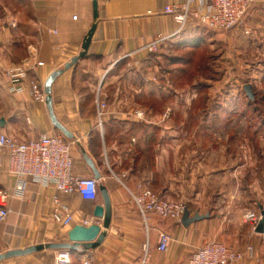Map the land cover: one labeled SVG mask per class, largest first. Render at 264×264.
<instances>
[{
	"label": "crops",
	"instance_id": "0c3cea01",
	"mask_svg": "<svg viewBox=\"0 0 264 264\" xmlns=\"http://www.w3.org/2000/svg\"><path fill=\"white\" fill-rule=\"evenodd\" d=\"M93 1L0 0V131L19 141L41 134H60L71 141L73 173L96 178L90 159L101 175L96 178L98 185L108 189L110 226L95 247L44 248L0 264H54L61 250L70 251V264H187L192 253L210 240L242 254L231 264H264V232L253 231L243 220L246 208L264 210V108L231 107L240 96L237 84L251 83L256 91L264 83V0L250 5L240 26L217 33L225 36L227 46L215 57L218 65L226 69L228 64L229 73L237 72L229 77L226 70L213 86L208 85L212 91L205 101L214 100L212 107H173L169 120L154 109H147L145 119H137L134 110L118 112L110 106L99 118L97 100L108 99L114 68L131 57L141 62L145 52L140 49L156 36H168L167 41L174 44L185 36L202 34L206 39L207 35L194 29L195 20L187 30L176 33L178 23L165 12V6L179 0H97L96 19ZM95 22L86 56L52 84V111L72 134L67 137L54 125L46 98L33 97L31 83H38L46 94L49 75L81 53ZM206 30V34L211 32ZM22 64L27 69L19 84L23 90L13 91L6 71ZM240 69L251 80H242ZM223 83L230 87L223 91L219 85ZM140 86L138 93L163 102L161 87L151 88L146 78ZM168 95L178 99V92ZM200 116L198 125H193L191 117ZM240 117H249L251 122L236 123ZM19 182L10 171L8 150L1 149L0 194L10 195V212L0 222V253L68 242V230L94 217L96 205L103 202L100 192L96 200H88L30 178H26L24 191L17 193ZM142 187L167 199H183L190 215L209 216L188 226L181 219H164L155 213L145 219L131 194ZM55 195L70 206L74 215L70 225L54 220ZM94 223L102 225V219ZM161 232L171 236L165 251L158 250Z\"/></svg>",
	"mask_w": 264,
	"mask_h": 264
},
{
	"label": "built area",
	"instance_id": "2783aa9c",
	"mask_svg": "<svg viewBox=\"0 0 264 264\" xmlns=\"http://www.w3.org/2000/svg\"><path fill=\"white\" fill-rule=\"evenodd\" d=\"M257 0H179L165 6V12L173 16L178 23L176 33L182 32L191 20H197L214 30H230L240 26L248 13L250 5ZM168 36L158 35L141 51H155ZM11 83V90L22 91L20 82L27 76L26 65H16L6 71ZM32 95L36 100L44 101L46 94L39 84L31 83ZM105 101L98 98L97 111L99 118L105 109ZM138 111L137 115L143 117ZM101 124V119H100ZM9 152L10 171L19 177L17 193L24 191L26 178L36 182L52 184L63 193H78L82 198L96 200L99 195L98 180L94 177L78 176L73 173L72 142L60 134H41L37 138L19 141L0 131V150ZM132 200L145 219L150 213H155L164 219L180 220L187 208L185 202L162 197L149 188H140L137 193H131ZM10 195L0 194V222L4 221L9 212L7 200ZM53 218L62 226L70 225L74 220L70 206L63 203L55 195L53 197ZM245 219L252 224L255 231L262 214L254 209H245ZM84 219L83 225H90L96 220ZM171 236L161 232L158 239V250L165 251ZM242 258L240 252L218 241H208L199 246L188 259L187 264H231ZM71 253L61 250L55 256L54 264H70Z\"/></svg>",
	"mask_w": 264,
	"mask_h": 264
},
{
	"label": "rangeland",
	"instance_id": "374dc122",
	"mask_svg": "<svg viewBox=\"0 0 264 264\" xmlns=\"http://www.w3.org/2000/svg\"><path fill=\"white\" fill-rule=\"evenodd\" d=\"M194 23V29L196 31H203V33L207 35L205 36L206 39H201L203 43H200V45L196 47L186 45L175 47L172 42L166 41L155 51H144L145 55L143 54L144 58L141 59V62H138L137 59H133V57L130 56L131 58L125 60L121 66L115 67L113 70L115 79L109 86V97L105 100L106 109L110 106L118 112L127 109L134 110V112L140 111L144 113V116L139 119L146 118V113L149 112L147 109H154L153 112H161L163 114V118L169 120L171 116V108L173 107H191L195 109L212 107L214 100L205 101V99L207 94L212 91L209 88L210 86H213V83H215L214 80H216L219 74H225L224 71L226 70V75L229 74V77L234 75L237 70L232 73L231 70L229 73L228 71L231 66L227 64V68L224 69V64H222V66L218 65V57L215 59V57L220 54V51L227 47L225 42L226 40L224 39L225 36H218L217 33L225 32L227 30L210 29L197 20H195ZM197 28H200V30ZM206 29L211 32L206 34ZM212 31L215 33H212ZM200 35L202 34H198L196 37H199L200 39L202 37ZM213 41H216L217 45H213V43H211ZM243 66L245 67L244 63ZM244 71L245 69L239 70V74L243 77L242 80H251L250 78H246V73ZM143 78L147 79V84L148 86L151 85V88L157 85V87H161L164 90L163 102H154L153 98H149V96L138 93V89L141 87L140 85ZM219 85L220 87H223L220 88L223 89V91L230 87V84L226 83ZM243 85H245V83L236 85L239 87L237 91L240 90V96L235 101L237 104H231V107L235 106L240 109H252L253 107L264 108V100H262V95L264 94V83L256 86V91H258L259 96L257 99L255 98L256 96H254V99H249ZM170 92H178V99L173 98V100H171L169 95L167 97L165 96V93L170 94ZM252 100L254 102H251ZM135 116L138 119L139 116L137 114ZM152 117L153 116H150V118ZM181 117L182 116H180L179 119ZM191 118L193 119V121L191 120V123L193 125H198L201 121L200 119L203 117L200 116ZM241 118L242 117H240L236 123L244 124L251 122L249 117L247 118L248 120ZM253 119L256 121V116H254ZM252 122L254 121L252 120ZM170 200H180L185 202L183 199ZM243 220L252 226V224L248 222L245 217Z\"/></svg>",
	"mask_w": 264,
	"mask_h": 264
},
{
	"label": "water",
	"instance_id": "95a60500",
	"mask_svg": "<svg viewBox=\"0 0 264 264\" xmlns=\"http://www.w3.org/2000/svg\"><path fill=\"white\" fill-rule=\"evenodd\" d=\"M93 9H94V18L96 19L98 17V1L94 0L93 1ZM96 29V22L93 23L91 29L87 33L84 43H83V50L81 53L73 59L68 62L63 69H59L57 71L52 72L46 83H45V91L47 94L46 101L48 103V106L51 111V118L54 123V125L59 128L67 137H72V134L66 129V127L61 124L55 117L53 111H52V97H51V90H52V84L55 80V78L61 74L63 71L66 69L70 68L72 65H74L79 59L84 58L87 54L89 44L91 42L92 36L95 32ZM244 89L246 91V94L249 98L253 99L255 94L253 91V86L250 83H247L244 85ZM0 122H2V119H0ZM88 163L92 167L95 176L97 179L100 178V172L98 169L95 167V165L92 163L90 159H88ZM99 187V192L100 196L102 198V203H99L96 205L95 210H94V215L97 218L102 219V225L98 223H92L90 225H83V224H76L74 225L71 229L68 230L67 232V237L69 239L68 242H50L46 244H39V245H34L31 247H27L26 249H11L6 252L0 253V263L9 257L12 256H17V255H23L27 253H31L34 251L42 250L44 248H51V249H60V248H66V249H75L79 244H84L89 247H95L98 244H100L107 233V229L110 226L111 219H112V205H111V199L110 195L108 192L107 187L100 183L98 185ZM262 217L256 226L255 231L263 233L264 232V210L261 211ZM209 214H200V213H195L194 215H190V211L188 208L184 211L181 221L185 226L190 225L191 223L201 220L205 217H208Z\"/></svg>",
	"mask_w": 264,
	"mask_h": 264
},
{
	"label": "trees",
	"instance_id": "16d2710c",
	"mask_svg": "<svg viewBox=\"0 0 264 264\" xmlns=\"http://www.w3.org/2000/svg\"><path fill=\"white\" fill-rule=\"evenodd\" d=\"M197 29L200 30V28H197ZM185 30H187V29H185ZM201 39H202V37L199 39V37H196V36L195 37L194 36H192V37L185 36L180 41L175 42L174 46L180 47V46L186 45V46H195L196 47V46L200 45V43H203ZM253 91H254V94L256 96L255 98L257 99L259 97L258 91H255L254 87H253ZM249 99H251V98H249ZM262 100H264V94L262 95ZM110 122H112V123H114V122H119V123L126 122L127 123L128 122L131 125L135 124L132 121H113V120H111Z\"/></svg>",
	"mask_w": 264,
	"mask_h": 264
}]
</instances>
